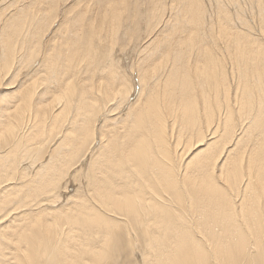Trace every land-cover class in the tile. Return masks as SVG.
Segmentation results:
<instances>
[{"label": "bare ground", "instance_id": "bare-ground-1", "mask_svg": "<svg viewBox=\"0 0 264 264\" xmlns=\"http://www.w3.org/2000/svg\"><path fill=\"white\" fill-rule=\"evenodd\" d=\"M241 1L0 0V264H264Z\"/></svg>", "mask_w": 264, "mask_h": 264}, {"label": "rangeland", "instance_id": "rangeland-1", "mask_svg": "<svg viewBox=\"0 0 264 264\" xmlns=\"http://www.w3.org/2000/svg\"><path fill=\"white\" fill-rule=\"evenodd\" d=\"M240 1H241V0H240ZM242 1H244L245 3H243ZM242 1H241L240 3H241L242 6H243L242 8L245 9L244 11L242 10L243 15L246 13L245 15H246L247 18L249 19V18H251V17H250V11H249V10L251 9V8H249L250 5H248L249 3H248L246 0H242ZM222 2H226V0H222ZM226 4H227V3H226ZM229 7H230V6H229ZM230 8H231V9H230ZM230 8H229V9L232 10L231 13L234 14L235 11H236L235 7H234V6H231ZM248 11H249V12H248ZM244 12H245V13H244ZM249 20H251V19H249ZM250 22H251V21H250ZM143 27H144V28H143ZM145 27H146V24H145V21H144V24H142V28L145 29ZM143 31H145V30H143ZM142 33H144V32H142ZM143 35H144V34H143ZM126 41H127V40H126ZM126 41L123 42V43H120V42H119V43L122 44V45H124V43H126ZM134 42L136 43V41H134ZM134 42H133V43H131V42L129 43V42H128V44H130L131 47H132V46L135 44ZM126 44H127V43H126ZM126 44H125V46H127V48H128L127 50H126V47H124L125 49L122 48L123 50L121 51V48H118V47L115 48V46H116V45L119 46V44H115V46H114V49H115V50H114V51H117V52H118V49H119V50H120V54L122 53V54L120 55L119 52H118V54L121 56V58H123V60H130L131 58H128V57H127V53H128V51H130L129 49H130L131 47H130V45L128 46V45H126ZM132 44H133V45H132ZM119 47H121V45H120ZM124 50H125L126 52H125ZM123 54H124V55H123ZM122 56H123V57H122ZM131 60H135V59H131Z\"/></svg>", "mask_w": 264, "mask_h": 264}]
</instances>
